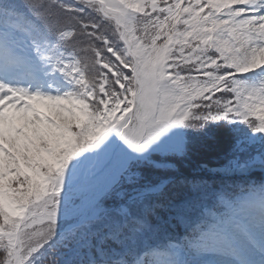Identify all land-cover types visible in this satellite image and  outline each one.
Returning <instances> with one entry per match:
<instances>
[{
	"label": "snow or ice",
	"instance_id": "6c2138e0",
	"mask_svg": "<svg viewBox=\"0 0 264 264\" xmlns=\"http://www.w3.org/2000/svg\"><path fill=\"white\" fill-rule=\"evenodd\" d=\"M207 126L241 183L140 175ZM256 169L264 0H0V264H264Z\"/></svg>",
	"mask_w": 264,
	"mask_h": 264
},
{
	"label": "trees",
	"instance_id": "16d2710c",
	"mask_svg": "<svg viewBox=\"0 0 264 264\" xmlns=\"http://www.w3.org/2000/svg\"><path fill=\"white\" fill-rule=\"evenodd\" d=\"M191 144L188 154L185 157L171 158L170 162L176 167L178 173L174 180L167 186L173 197L186 196L193 182H204L211 186H222L224 184H239L240 179H221V175L212 172L213 168H224L229 160L239 156V152L233 148L235 137L226 128L207 126L203 129H191ZM141 175L147 178L167 177L169 172L159 170L143 169ZM256 179H260L259 173ZM253 177V176H251ZM183 224L173 223L168 235L179 237L183 232Z\"/></svg>",
	"mask_w": 264,
	"mask_h": 264
},
{
	"label": "rangeland",
	"instance_id": "374dc122",
	"mask_svg": "<svg viewBox=\"0 0 264 264\" xmlns=\"http://www.w3.org/2000/svg\"><path fill=\"white\" fill-rule=\"evenodd\" d=\"M189 134H190V130H189ZM249 152L254 153V150L249 149ZM239 154H240L239 156H242V155L246 156L248 153L240 151ZM240 158H242V157H240ZM156 163L162 165L161 167L156 168V169H161L164 171L170 169L172 171H175V173H178V171H176V169L171 164L168 163V159L167 160L161 159V160L156 161ZM148 168H153V167H148ZM153 169H155V168H153ZM216 171H219L220 173H222L223 169L216 168V170H212V172H216ZM262 171H264V170H262ZM262 171L258 172L260 174L259 175L260 179H256V177H258V175H252L254 172L251 174V176H253L251 178L254 181H256L257 183L264 181V172H262ZM155 179H157V178H155ZM236 179H239V178L237 177ZM151 180H154V179H151ZM160 180H163V179H158V180H154V181H160ZM122 191H128V192L132 191V189L128 186L127 182H125ZM91 196H92V189H91V187H89L87 185L78 193V199L80 201H82L85 205L91 199ZM120 199H121V197H119V196L109 197L108 202L105 205V207H113L114 208L116 206V204L120 202Z\"/></svg>",
	"mask_w": 264,
	"mask_h": 264
}]
</instances>
